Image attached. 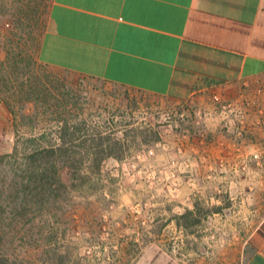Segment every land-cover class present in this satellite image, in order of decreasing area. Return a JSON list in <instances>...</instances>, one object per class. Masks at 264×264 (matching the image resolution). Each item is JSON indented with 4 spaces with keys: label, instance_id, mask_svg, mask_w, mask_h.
<instances>
[{
    "label": "rangeland",
    "instance_id": "obj_1",
    "mask_svg": "<svg viewBox=\"0 0 264 264\" xmlns=\"http://www.w3.org/2000/svg\"><path fill=\"white\" fill-rule=\"evenodd\" d=\"M51 4L0 0V156L18 136L60 144L65 123L127 147L102 160L76 142L69 166L85 172L81 183L31 222L7 213L0 254L18 264H133L155 247L182 264H242L264 218V76L223 115L213 94L176 102L53 69L38 60Z\"/></svg>",
    "mask_w": 264,
    "mask_h": 264
},
{
    "label": "crops",
    "instance_id": "obj_2",
    "mask_svg": "<svg viewBox=\"0 0 264 264\" xmlns=\"http://www.w3.org/2000/svg\"><path fill=\"white\" fill-rule=\"evenodd\" d=\"M38 60L176 102L236 103L264 76V0H52ZM133 264L182 263L148 247ZM242 264H264V218Z\"/></svg>",
    "mask_w": 264,
    "mask_h": 264
},
{
    "label": "trees",
    "instance_id": "obj_3",
    "mask_svg": "<svg viewBox=\"0 0 264 264\" xmlns=\"http://www.w3.org/2000/svg\"><path fill=\"white\" fill-rule=\"evenodd\" d=\"M82 125L83 122L74 128L65 123L61 128L63 134L59 136L60 144L50 142L47 135L26 139L18 136L13 152L0 156V171L5 172L0 175L3 186L0 191V229L7 213L11 221L31 222L30 215L36 216L47 204L61 199L67 189L78 187L85 172L69 166L76 161L77 155L73 151L76 142H83L77 147L89 144L95 156L102 160L118 159L125 154L127 146L121 138L99 136L88 139ZM0 264L18 263L0 254Z\"/></svg>",
    "mask_w": 264,
    "mask_h": 264
},
{
    "label": "built area",
    "instance_id": "obj_4",
    "mask_svg": "<svg viewBox=\"0 0 264 264\" xmlns=\"http://www.w3.org/2000/svg\"><path fill=\"white\" fill-rule=\"evenodd\" d=\"M214 98H215V102L218 104L219 109L223 113V115L225 113L233 112L232 109H234L233 107L235 103L225 100L220 96H214Z\"/></svg>",
    "mask_w": 264,
    "mask_h": 264
}]
</instances>
